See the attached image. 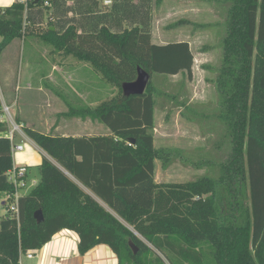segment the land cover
I'll return each mask as SVG.
<instances>
[{"label":"trees","instance_id":"trees-1","mask_svg":"<svg viewBox=\"0 0 264 264\" xmlns=\"http://www.w3.org/2000/svg\"><path fill=\"white\" fill-rule=\"evenodd\" d=\"M69 1L77 0H17L0 7V56L13 39L38 33L62 53L90 62L119 88L120 97L81 113L111 133L73 137L24 128L48 156L38 166V184L20 198L19 220L0 216V264H20L21 255L40 250L64 229L78 234L81 255L105 244L118 264H173L171 258L206 264L209 256L214 264H264V0H218L226 19L213 80L215 116L231 148L225 160L213 163L215 174L186 182L156 181L162 156L155 145L151 81L144 94L130 97L122 84L136 79L138 67L151 76L191 74L190 44L152 42L147 0H112L108 11L96 10L99 0H84L88 4L80 9L88 25L63 22V13L74 11ZM47 7L51 21L43 29L33 11L42 18ZM124 20L128 26L122 28ZM1 116L0 192H5L13 190L7 173L14 154ZM130 241L139 248L136 254Z\"/></svg>","mask_w":264,"mask_h":264},{"label":"rangeland","instance_id":"rangeland-1","mask_svg":"<svg viewBox=\"0 0 264 264\" xmlns=\"http://www.w3.org/2000/svg\"><path fill=\"white\" fill-rule=\"evenodd\" d=\"M11 0H0V5ZM150 4L149 27L152 42L166 44L168 42L187 41L194 55L191 74L180 73L176 76H166L154 73L151 85L155 89L156 98V146L161 149V159L157 160L156 178L160 182H186L195 180L204 174H215L213 163L225 160L231 145L224 136V126L215 116L218 109V94L213 80L216 78L222 54V36L226 19L225 4L218 0H147ZM88 4L84 0L69 1L74 11L63 13V22L81 23L88 25L89 16L80 7ZM112 0H99L97 11H108ZM87 7V6H86ZM85 7V8H86ZM64 8V7H63ZM64 10V9H63ZM44 15H35L36 22L42 21L43 29L47 28L50 19V9L44 8ZM91 17H94L92 15ZM122 28L127 27L125 24ZM40 26V27H41ZM39 27V26H37ZM117 30V26H113ZM1 40V39H0ZM54 49L57 50L52 44ZM49 43L45 42L38 33H27L13 39L4 48L0 56V114L1 120L7 121L5 110H10L13 118L16 115L9 106L3 92L6 91L13 103L24 110H68L73 98L74 83L70 80L74 69L70 56L64 67L70 78L58 86L44 79V86L51 89L61 99L53 97L49 92L38 89L28 91L26 79L38 80L47 75L52 67V54L48 53ZM103 82L101 92L109 91L110 84L101 73ZM99 82V83H100ZM109 86H108V83ZM114 98L120 97L119 88L113 85ZM8 107V109H7ZM40 109H37V108ZM30 108V109H28ZM17 121V120H16ZM9 124V123H8ZM165 162V164L163 163ZM33 176L39 178L38 168H32ZM35 187L29 185V189ZM27 192V191H26ZM25 193V192H23ZM5 208L0 204V216ZM161 254L160 252H158ZM166 260V258L164 257ZM24 264L30 261L25 254ZM173 264H183L171 258ZM193 264V263H185ZM206 264H214L209 256Z\"/></svg>","mask_w":264,"mask_h":264},{"label":"crops","instance_id":"crops-1","mask_svg":"<svg viewBox=\"0 0 264 264\" xmlns=\"http://www.w3.org/2000/svg\"><path fill=\"white\" fill-rule=\"evenodd\" d=\"M14 1L17 0H11L9 3L0 5V7L9 6ZM18 1L26 2L27 0ZM52 49L54 48L49 44V49L47 52L51 53L53 56L52 67L50 71L47 73V75L40 77L38 80H35V77L31 78V81L26 79L25 87L28 91L38 89L39 91L50 93L51 89L44 86V79H47L50 84L58 86L59 84L63 83V81H65V77L70 78L68 72L64 67V64L65 61L69 60V57L72 55L66 56L61 51ZM72 64L74 73L70 80L73 81L74 88L71 105L74 106V108L67 107L68 110L60 111L46 110V108L44 109L43 107L41 108V110H34L32 108H28L30 110H24L23 108L19 107L18 104L13 103V98L6 91H2L4 98H6L8 103L10 104L9 106L14 108V110L12 111L16 115L17 122L23 124L24 128L31 127L44 133H58L61 135L73 137L107 135L111 133L108 127H106L103 123L96 119L94 120L87 114H82L81 111L93 110L102 103L112 100L114 97L113 84H110L111 88L109 89V91L103 93L101 92V89L103 88V82H100L102 80L101 76L99 75L100 72H98V70H96L90 62L79 60L75 57V61L72 62ZM50 94H52L54 98L57 97L59 100L61 99L57 96V94H53L52 92ZM23 131L25 136L17 134L16 142L24 143L25 148L24 150L14 154V164L27 165L28 182L31 183L32 181H37L38 184L40 177L37 178L33 176V178H31L30 176L32 175H30V173L32 174V168L34 166L38 168L39 173L38 166L42 162L43 156L48 155L36 144L33 139H31L26 134L25 129H23ZM66 173L70 175L68 172ZM70 176L74 180H76L72 175ZM156 181L160 182L157 180V178ZM77 182L87 192L93 195L102 205L109 209L107 204L97 195H95V193H93L79 181ZM28 189L26 190L27 192L25 191V195L32 190V188L30 190ZM78 242L79 236L75 231L64 229L55 234L51 241H49L40 250H35L33 252L32 258L28 257L25 254L27 259H30V261H34L28 262L26 264H118L117 256L108 245H97L85 255H81L78 249ZM23 255H21L20 258V264H24V262L22 261Z\"/></svg>","mask_w":264,"mask_h":264},{"label":"built area","instance_id":"built-area-1","mask_svg":"<svg viewBox=\"0 0 264 264\" xmlns=\"http://www.w3.org/2000/svg\"><path fill=\"white\" fill-rule=\"evenodd\" d=\"M5 111L8 117L7 123H9L8 124L9 130L6 136L12 142L13 154H16L17 152L22 151L25 148L24 143L16 142L17 134H21L22 136H25L24 131H23L24 125L21 123H18L13 118L10 110H5ZM27 174H28V166L25 164H14L13 167L7 173L8 180L13 185V190H9V191L7 190L5 192H0V204L4 206L5 208L3 216L11 214L13 217L19 220V212H20L19 203H20V198L23 195H25L23 192H25L29 188L30 184H32V186L37 185V181H32L31 183L28 182ZM33 252L34 251H29L26 253V255L32 258Z\"/></svg>","mask_w":264,"mask_h":264},{"label":"water","instance_id":"water-1","mask_svg":"<svg viewBox=\"0 0 264 264\" xmlns=\"http://www.w3.org/2000/svg\"><path fill=\"white\" fill-rule=\"evenodd\" d=\"M150 81H151V74L142 67H138L136 79L130 82H124L122 84L123 95L125 97H130L133 95L144 94ZM132 142H134L133 139ZM35 218L37 219L38 223L44 220V215L41 209L35 212ZM130 245L133 248L134 254H136L139 248L132 241H130Z\"/></svg>","mask_w":264,"mask_h":264}]
</instances>
